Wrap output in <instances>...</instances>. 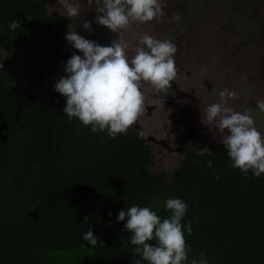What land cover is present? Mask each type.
Returning <instances> with one entry per match:
<instances>
[{
    "label": "trees",
    "instance_id": "trees-1",
    "mask_svg": "<svg viewBox=\"0 0 264 264\" xmlns=\"http://www.w3.org/2000/svg\"><path fill=\"white\" fill-rule=\"evenodd\" d=\"M50 1L0 0L3 54H12L20 42L45 65L64 62L69 20L50 14ZM12 19L20 26L9 32ZM3 67L0 121L7 139L0 142V264H135L139 257H133L125 222L117 223L116 216L134 203L166 217L167 197L188 205L182 221L192 228L184 234L186 264L202 252L208 264H264V178L230 167L223 146L187 152L170 174L152 175L151 153L137 133L112 140L75 118L68 122L58 93L34 98L15 83L10 65ZM24 75L31 80L28 71ZM208 160L212 169L205 167ZM89 228L96 247L81 239Z\"/></svg>",
    "mask_w": 264,
    "mask_h": 264
},
{
    "label": "clouds",
    "instance_id": "clouds-1",
    "mask_svg": "<svg viewBox=\"0 0 264 264\" xmlns=\"http://www.w3.org/2000/svg\"><path fill=\"white\" fill-rule=\"evenodd\" d=\"M96 5L95 23L116 35L107 46H101L76 33L67 31L64 40L76 50L66 60V74L55 82L54 90L65 100L63 115L68 122L75 118L95 134L103 132L109 139L124 135L144 112V89H151L157 103L171 90L176 78L175 44L159 40L149 34L140 36L129 56V43L122 38L131 24H145L163 16L159 0H86ZM62 15L68 19L80 15L79 0H56ZM31 18V17H29ZM179 19V17H175ZM19 22L8 23L14 32ZM83 28L91 32L90 24ZM218 100L203 109L201 122L209 131L214 129L219 143L226 151L230 167L254 179L264 178V134L256 127L253 115L236 111L229 102L236 98L230 89L220 90ZM256 108L264 113V99L256 100ZM205 150V149H203ZM205 167L212 169L208 160ZM166 217L157 215L150 206L131 204L116 216V222H125L123 230L129 233L127 245L135 264H186L190 248L184 234L191 235L190 222L184 223L188 205L176 197L163 201ZM111 218V211L107 213ZM87 223V218L85 220ZM111 223V220H109ZM81 239L90 247L97 246V237L91 228L81 232ZM152 242V243H149ZM84 246V245H82ZM191 264H208L202 252Z\"/></svg>",
    "mask_w": 264,
    "mask_h": 264
},
{
    "label": "rangeland",
    "instance_id": "rangeland-1",
    "mask_svg": "<svg viewBox=\"0 0 264 264\" xmlns=\"http://www.w3.org/2000/svg\"><path fill=\"white\" fill-rule=\"evenodd\" d=\"M203 1L200 5L199 0H159L163 12L160 21L131 24L124 32L130 40L149 34L175 44V55L183 70L178 80L184 89L196 91L199 107L217 102V93L230 89L236 98L229 106L236 111H249L257 129L264 134V113L256 108V100L264 99V0ZM79 4L80 11L96 8L86 0H79ZM188 4L190 8L183 13ZM52 7H58L56 0H51L49 12L62 15L61 10ZM234 14L238 15V21L231 28ZM4 60L15 69L17 77L20 68L26 71L37 68L47 79L44 64L31 57L29 51H14L5 55ZM212 133L219 139L214 129ZM172 159L169 155L155 156L154 175L168 174L176 168Z\"/></svg>",
    "mask_w": 264,
    "mask_h": 264
},
{
    "label": "flooded vegetation",
    "instance_id": "flooded-vegetation-1",
    "mask_svg": "<svg viewBox=\"0 0 264 264\" xmlns=\"http://www.w3.org/2000/svg\"><path fill=\"white\" fill-rule=\"evenodd\" d=\"M50 3L48 5V11ZM91 9L92 11H86V9L80 11V15L72 19H68L65 16L60 15L58 12L57 13L61 17L69 20L67 31H76L78 35L88 40L95 41L101 46H107L117 37L114 33L94 22L97 15L96 8ZM55 12L56 11L49 13L51 14ZM85 22L90 24L91 32L83 28V23ZM134 32L135 28L131 29V33L134 34ZM122 38L129 43L128 52L129 56H131L134 52V45L139 39L130 40V36L126 35L125 32H123ZM14 46L15 51H29L26 43L16 42ZM73 52H76V50L71 49L68 43H66L65 47L62 49V59L64 62L56 63L54 61H47V65L42 62L41 58H39L37 54L30 52L31 57L36 58L44 64L45 72H48L46 76L47 79L43 78L42 74H39V69L37 68H33L31 71H28L29 74H31L30 81L28 79H24L25 69L20 68L19 76L17 77L15 69L4 60L5 54L1 51L0 64L4 65V67L5 63L10 65V68L14 70V81L15 83L18 82L16 84L21 90L28 91L32 93L34 98L44 101V96L47 92H55V82L62 76L66 75L63 71V65ZM76 54L79 53L76 52ZM174 59L177 75L175 80L171 82L170 92L168 95L163 97L164 103H157L156 97L153 95L151 89L145 87L144 112L138 118V121L128 130L132 133H137L141 138L143 145L149 148L151 153V163L148 170H151L150 173L152 175H154L153 172H155L156 168L154 164L155 156L166 157L169 155L173 158V164L175 163L177 168L182 162V159L185 157V153L190 151L203 153L207 150L210 144L209 140L218 141L212 133L213 129L209 131L207 126L203 125L201 122L203 109L208 106L209 103H206L203 108L199 107L196 91H192L190 89L188 91V87L186 89L182 87L180 81L178 80L179 76L181 77V72H183L182 63L178 59L177 54L174 55ZM174 169L170 170L168 174H170Z\"/></svg>",
    "mask_w": 264,
    "mask_h": 264
},
{
    "label": "water",
    "instance_id": "water-1",
    "mask_svg": "<svg viewBox=\"0 0 264 264\" xmlns=\"http://www.w3.org/2000/svg\"><path fill=\"white\" fill-rule=\"evenodd\" d=\"M2 66L3 65L0 64V68H2ZM5 130H6V128H5L4 124H3V122L0 121V142L1 143H5L6 139H7L6 136L2 135V133H1L2 131H5ZM209 142H210V144H209L207 150H210V149H212V148H214L216 146H223L221 143H219V139H218V141L209 140Z\"/></svg>",
    "mask_w": 264,
    "mask_h": 264
}]
</instances>
